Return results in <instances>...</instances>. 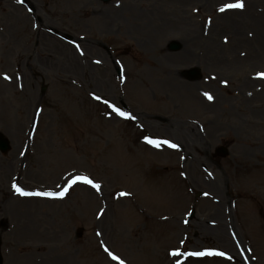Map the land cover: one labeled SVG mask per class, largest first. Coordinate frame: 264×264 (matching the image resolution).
<instances>
[{
	"label": "rangeland",
	"instance_id": "1",
	"mask_svg": "<svg viewBox=\"0 0 264 264\" xmlns=\"http://www.w3.org/2000/svg\"><path fill=\"white\" fill-rule=\"evenodd\" d=\"M236 2L0 0L4 264H264V0Z\"/></svg>",
	"mask_w": 264,
	"mask_h": 264
},
{
	"label": "snow or ice",
	"instance_id": "2",
	"mask_svg": "<svg viewBox=\"0 0 264 264\" xmlns=\"http://www.w3.org/2000/svg\"><path fill=\"white\" fill-rule=\"evenodd\" d=\"M20 2H23V0H20ZM244 3L243 0H237L236 3H226L223 4L220 8L219 11L220 12H225L227 10L230 9H243L244 8ZM261 77H264V73H260L259 74ZM6 79H11V77H8L7 75H5ZM205 95L208 97V99H213V97L209 94V93H205ZM96 99H101L100 97H96ZM107 103V101H106ZM113 110L120 115L121 117H125V118H133L131 116L130 113L124 112L122 111L120 108L116 107L115 105H111ZM147 142L150 144H153L157 147L160 146V141L157 140H153L151 138H146ZM164 144H168L173 148L178 147V145L172 144L170 141H163ZM78 182H83L85 184L91 185L93 188L100 190L101 185L97 182H95L93 179L89 178L88 176H76L75 178L71 179V182L69 183V188L76 185ZM14 187L16 188V191L18 193H20L21 195H41V196H61L63 197L65 195V193L67 192V189H65V192H60V193H54V192H41V193H29L27 191H25L23 188H21L19 185H14ZM122 195H126V193H123ZM105 251H109L107 248H105ZM109 254L112 256V259L119 261V264H125V261L123 259H121L119 256L109 252ZM173 256L179 257L180 255H187V256H195V257H202V256H206V255H219V256H226L227 253L224 252H216V251H204V252H191V253H182L179 250H174L171 253ZM229 259H231V257H229ZM176 264H181V261L177 260Z\"/></svg>",
	"mask_w": 264,
	"mask_h": 264
},
{
	"label": "water",
	"instance_id": "3",
	"mask_svg": "<svg viewBox=\"0 0 264 264\" xmlns=\"http://www.w3.org/2000/svg\"><path fill=\"white\" fill-rule=\"evenodd\" d=\"M104 1H109V0H104ZM171 48L172 49H177L178 48V46L177 45H175V44H172L171 45ZM195 73H191V75H194ZM1 139H0V142L4 145V143L5 144H7V142L5 141V139H3V137L1 136L0 137ZM6 148H4V150H5ZM0 245H1V243H0ZM0 264H2V257H1V254H0Z\"/></svg>",
	"mask_w": 264,
	"mask_h": 264
},
{
	"label": "bare ground",
	"instance_id": "4",
	"mask_svg": "<svg viewBox=\"0 0 264 264\" xmlns=\"http://www.w3.org/2000/svg\"><path fill=\"white\" fill-rule=\"evenodd\" d=\"M36 198H39V197H36Z\"/></svg>",
	"mask_w": 264,
	"mask_h": 264
}]
</instances>
